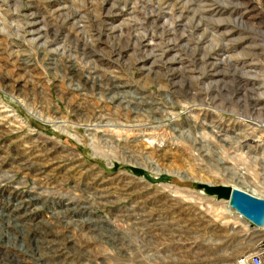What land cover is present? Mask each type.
<instances>
[{
    "label": "rangeland",
    "instance_id": "1",
    "mask_svg": "<svg viewBox=\"0 0 264 264\" xmlns=\"http://www.w3.org/2000/svg\"><path fill=\"white\" fill-rule=\"evenodd\" d=\"M262 72L264 0H0V264H234L259 230L195 184L245 168Z\"/></svg>",
    "mask_w": 264,
    "mask_h": 264
},
{
    "label": "built area",
    "instance_id": "2",
    "mask_svg": "<svg viewBox=\"0 0 264 264\" xmlns=\"http://www.w3.org/2000/svg\"><path fill=\"white\" fill-rule=\"evenodd\" d=\"M223 126L226 125L224 124ZM212 127L214 128V126ZM256 128H258V130H261V132L263 133L262 138H255V140L251 138L249 139V141H245L243 139H240L241 136H239L238 141L234 143L233 146L227 145L225 146V148H222L218 144L216 148L219 153L221 151L223 153H227V155H229V160L236 161V159L240 157V159L244 161L245 168H242L241 165L238 166L234 162L226 161L228 164L231 165V167L229 168L225 166V168H223L222 170V176L224 181L226 175L228 176L225 182L228 181L229 183H226V185H228L230 188L242 190L243 192L250 194L251 196L254 195L257 198L264 199V197L259 194V191H264V188L261 186V182L264 181V163H259L261 159H264V120L259 122L258 125H256ZM226 130L229 129H226V127H224V130H217V132L224 133L226 132ZM227 133L229 132H226L224 134H213L218 135L217 137L223 139L225 136L229 137L230 134ZM213 141L214 143L219 142L217 140ZM223 144L224 143H221V146H223ZM245 144L248 145L247 149L243 146ZM244 149H246L247 151L243 152ZM239 171H244L245 179L242 177V172L241 177L237 179ZM259 233L260 234L255 236V241L251 248L246 249L245 252L234 258V264H264V229H260ZM27 254V256H31V254H33L36 258L35 252H33V250H31V252ZM36 260L38 262V259Z\"/></svg>",
    "mask_w": 264,
    "mask_h": 264
},
{
    "label": "water",
    "instance_id": "3",
    "mask_svg": "<svg viewBox=\"0 0 264 264\" xmlns=\"http://www.w3.org/2000/svg\"><path fill=\"white\" fill-rule=\"evenodd\" d=\"M195 187L207 197L224 201L226 208H229L240 219L242 218L247 225L264 228V199L251 196L242 190L230 188L228 185L200 182L195 184Z\"/></svg>",
    "mask_w": 264,
    "mask_h": 264
},
{
    "label": "bare ground",
    "instance_id": "4",
    "mask_svg": "<svg viewBox=\"0 0 264 264\" xmlns=\"http://www.w3.org/2000/svg\"><path fill=\"white\" fill-rule=\"evenodd\" d=\"M78 30V29H77ZM80 31V30H79ZM143 34V33H142ZM137 41V40H136ZM52 59V58H51ZM156 61V60H155ZM65 65H66V63H65ZM68 67V66H67ZM72 67V66H71ZM69 70V72H70V74H71V76L72 77H74V78H76V79H78V78H80V81L83 83V84H87L88 83V81H90L89 79H83L82 78V76H78L77 75V73H78V71L77 70H75L74 68H69L68 69ZM244 70V69H243ZM245 72V71H244ZM263 74V78H264V72H262ZM88 74V73H87ZM80 75V74H79ZM84 75V74H83ZM99 76V75H98ZM90 78H91V75L89 76ZM100 77V76H99ZM99 77H97V78H99ZM110 77V76H109ZM102 78V77H101ZM100 78V79H101ZM108 79V78H107ZM94 80H96V79H94ZM111 80V79H110ZM116 80V79H115ZM102 81V79L101 80H99V82L98 83H100ZM112 82H113V84H116L117 82L116 81H113V80H111ZM92 82V81H91ZM103 82V81H102ZM93 83H94V81H93ZM97 84V83H96ZM112 84V83H111ZM118 84V83H117ZM99 85V84H98ZM117 86V85H116ZM260 88V87H259ZM259 90V89H258ZM262 90H263V92H262V94H260V96H264V84H263V86H262ZM133 98V97H132ZM136 98V97H135ZM135 100V99H134ZM116 101V103H117V105L120 103V104H124L125 103V101H124V99L122 98V97H119V98H117V100H115ZM129 102L131 103H133V101H130L129 100ZM129 104V103H128ZM256 110V109H255ZM264 120V119H263ZM263 120H261V121H263ZM261 121H258V122H261ZM256 125H258V123L256 124ZM256 125H253V126H256ZM257 130H258V128H257ZM259 131H261V130H259ZM246 134V133H245ZM263 161V160H262ZM243 174V173H242ZM241 174V175H242ZM241 175L240 174H238L237 176H239V177H241ZM244 175V174H243ZM242 177H244V176H242ZM260 192V191H259ZM263 192V191H262ZM260 194V193H259ZM258 196H260V195H258ZM29 201H31V199H29V200H27V201H25V203L27 202V203H29ZM2 215V214H1ZM14 217H16V216H14ZM18 222V221H17ZM16 222V223H17ZM13 223H15V221L13 222ZM13 225V224H12ZM19 226V225H18ZM49 228L51 227V226H48ZM17 228V227H16ZM4 230V229H3ZM18 230V232H20V233H22L24 230H22V229H17ZM35 230H39L38 232H41V230L40 229H35ZM50 230H52V228H50ZM27 231V230H26ZM45 231V230H44ZM26 233V232H25ZM46 233L47 232H43V234H45L43 237L42 236H36L35 234H29V232L27 231V234L30 236V240L32 239V241L34 242L33 244H34V246H35V255H36V259H38V260H41V261H43L42 259H44V258H46L43 262H42V264H59L60 262L57 260V261H55L54 263L53 262H48L47 261V259L48 258H50V253L48 252V251H46V249L47 250H53V252H54V245H51V248H50V245L49 246H44V247H41V244H38L37 243V241L38 242H42V243H49L50 242V240L51 239H49V237L46 235ZM5 235V234H4ZM39 235V234H38ZM41 235H42V232H41ZM51 236V235H50ZM21 238V237H20ZM20 240V239H19ZM18 240V241H19ZM45 245V244H44ZM22 246V245H21ZM4 247V246H3ZM6 248V247H5ZM22 248V247H21ZM31 248H29V250H30ZM39 249V250H38ZM28 250V251H29ZM32 250V249H31ZM23 253H28V252H23ZM22 253V254H23ZM34 257V256H33ZM2 259V258H1ZM19 259V260H18ZM2 260H0V262H1ZM17 261L19 262V263H21L22 262V260L18 257H16L15 258V260H12L11 262L13 263V264H17ZM34 262V261H33ZM40 262V261H39ZM27 264V263H26ZM39 264H41V263H39Z\"/></svg>",
    "mask_w": 264,
    "mask_h": 264
}]
</instances>
